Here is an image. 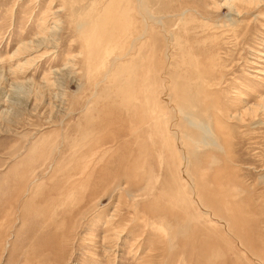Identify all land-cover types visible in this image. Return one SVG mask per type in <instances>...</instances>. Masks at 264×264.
<instances>
[{"label": "rangeland", "instance_id": "rangeland-1", "mask_svg": "<svg viewBox=\"0 0 264 264\" xmlns=\"http://www.w3.org/2000/svg\"><path fill=\"white\" fill-rule=\"evenodd\" d=\"M0 264H264V0H0Z\"/></svg>", "mask_w": 264, "mask_h": 264}]
</instances>
